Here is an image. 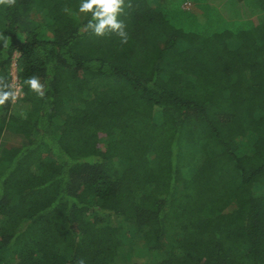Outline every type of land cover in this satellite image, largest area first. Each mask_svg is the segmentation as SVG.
Segmentation results:
<instances>
[{
  "label": "trees",
  "instance_id": "1",
  "mask_svg": "<svg viewBox=\"0 0 264 264\" xmlns=\"http://www.w3.org/2000/svg\"><path fill=\"white\" fill-rule=\"evenodd\" d=\"M232 1L259 23L124 0L127 43L83 0L0 4V264H264V0Z\"/></svg>",
  "mask_w": 264,
  "mask_h": 264
},
{
  "label": "rangeland",
  "instance_id": "2",
  "mask_svg": "<svg viewBox=\"0 0 264 264\" xmlns=\"http://www.w3.org/2000/svg\"><path fill=\"white\" fill-rule=\"evenodd\" d=\"M162 10L167 20L175 28L185 32L209 34L226 30L237 21L251 20L255 24L259 23V13L255 9L245 3H235L232 0H163ZM18 58L19 54H16L11 66L16 99L21 98V94L18 93ZM10 141L6 140V143H10ZM132 254L127 249L121 252V256L123 258L127 256L128 259L133 257ZM157 257L162 259L163 255L157 253ZM124 261L125 259H123Z\"/></svg>",
  "mask_w": 264,
  "mask_h": 264
},
{
  "label": "clouds",
  "instance_id": "3",
  "mask_svg": "<svg viewBox=\"0 0 264 264\" xmlns=\"http://www.w3.org/2000/svg\"><path fill=\"white\" fill-rule=\"evenodd\" d=\"M0 4L14 5L15 0H0ZM131 3L127 7H131ZM68 12L69 9L65 8ZM124 11V0H83L79 5V13H92L93 20H98V23L92 24L91 21L85 27L93 28V34L96 36H104L106 32L116 33L121 38V43H127L128 34L125 31L126 25L117 17ZM27 83H30L33 90L39 91L40 84L37 79L30 78ZM43 97V93H40ZM8 98V94L0 96V105Z\"/></svg>",
  "mask_w": 264,
  "mask_h": 264
},
{
  "label": "built area",
  "instance_id": "4",
  "mask_svg": "<svg viewBox=\"0 0 264 264\" xmlns=\"http://www.w3.org/2000/svg\"><path fill=\"white\" fill-rule=\"evenodd\" d=\"M18 84H19V82H18ZM20 90H21V86H20V84H19V90H18V93H20Z\"/></svg>",
  "mask_w": 264,
  "mask_h": 264
}]
</instances>
